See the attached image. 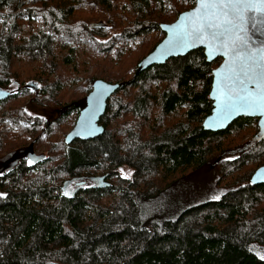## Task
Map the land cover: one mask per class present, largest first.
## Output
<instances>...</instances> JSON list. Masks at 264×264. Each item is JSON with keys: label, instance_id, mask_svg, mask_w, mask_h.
Returning a JSON list of instances; mask_svg holds the SVG:
<instances>
[{"label": "trees", "instance_id": "16d2710c", "mask_svg": "<svg viewBox=\"0 0 264 264\" xmlns=\"http://www.w3.org/2000/svg\"><path fill=\"white\" fill-rule=\"evenodd\" d=\"M194 5V0H0V12H9L0 26L1 87L14 79L26 94L32 82L39 89L34 108L55 102L68 66L84 65L72 50L61 58L55 43L78 42L81 35L96 40L95 59L113 68L101 78H84L87 86L75 94L85 96L65 107L70 110L63 117L75 114L68 126L86 106L96 80L122 82L101 118L102 135L50 142V156L32 170L16 167L0 178V264H264L250 250L264 245V184L250 183L264 165L258 120L241 117L218 132L202 125L213 108V69L222 59L208 62L199 48L136 73L139 61L164 38L160 23L171 20L172 6L175 19L169 22ZM96 6L108 9L103 18L84 11ZM27 30L29 36L23 34ZM17 52L32 76L27 82L13 65ZM51 75L56 77L50 80ZM18 97L14 93L0 104ZM9 117L12 126L0 119V152L28 137L24 110L13 109ZM47 124V135L54 133L57 128ZM233 129H251L253 135L226 148ZM124 165L135 169L132 179L120 175ZM214 165L219 199L199 201L194 176ZM105 173L112 186L87 187L86 179ZM184 190L189 195L183 197Z\"/></svg>", "mask_w": 264, "mask_h": 264}, {"label": "snow or ice", "instance_id": "6c2138e0", "mask_svg": "<svg viewBox=\"0 0 264 264\" xmlns=\"http://www.w3.org/2000/svg\"><path fill=\"white\" fill-rule=\"evenodd\" d=\"M195 3L198 7L170 30L169 45L178 52L204 46L209 56L225 58L223 69L216 73L215 124L223 126L238 113L264 117V0ZM96 104L98 108L99 99Z\"/></svg>", "mask_w": 264, "mask_h": 264}, {"label": "rangeland", "instance_id": "374dc122", "mask_svg": "<svg viewBox=\"0 0 264 264\" xmlns=\"http://www.w3.org/2000/svg\"><path fill=\"white\" fill-rule=\"evenodd\" d=\"M176 8H177L176 6H172L173 13L171 12L170 14L171 20H168L167 22L175 19L174 10ZM84 11L87 12L90 16L95 15L94 16L95 19H100V18H103V16L108 11V9L98 8V6H96L95 9H92V11L91 9L89 10L84 9ZM7 13L9 12H7L6 10H3L2 12H0V26L2 25V22H3L2 16L7 15ZM114 14L116 17H118L116 12ZM155 16L157 18L160 17L159 11L158 13L155 14ZM120 19H121L122 24L126 23L125 16L120 15ZM23 34L25 36H29L30 33L27 30V31H24ZM110 34L114 35L115 31L111 32ZM108 36L104 38H108ZM107 41L108 40H105V42ZM55 47L57 48L58 54L61 58L65 57L72 50L71 53H74L77 56V58L81 60V63H84V65L80 64L79 66L75 67L80 73L79 72L77 73L75 70H73L75 68L72 64L68 66L67 75L63 77L61 88L58 90L56 101L49 103V105L45 106L44 108H37L39 106L34 108L32 106L33 100H34L33 96L39 94L38 93L39 89L31 88L25 94V92L23 91V88H21L22 85L20 81H17L14 79L11 81L9 86L4 87L6 90L11 91V93L19 94V97L14 100L12 99L5 104H0V119L1 117H5V122L10 123L12 122V119L9 117L10 111H12L13 109H19V111L23 109L25 112V122H26L25 128L27 130L28 137H25L26 139L25 138L23 139L25 144L21 143L20 145H17L15 147L14 145L6 146L2 149V151L0 152V162L2 164H7L8 162L9 164L11 163L10 165H12L11 167H13L14 157L10 154L14 149L20 148L23 144L24 146L27 145L28 148L32 147L34 153L37 154L36 155L37 158H41V159L48 158L51 154L49 150L50 142H54V141L57 142V141L62 140V143H63V140H65L66 135L72 130V128L74 127L76 123L77 117L75 119L74 124L71 127L68 126V124L72 120H74L75 114H71L67 117H63L64 116L63 114L66 113L68 110H70V109L65 110V107L69 106L70 104H73L74 102H78L80 100V97L83 98L85 96L84 94H81V95L75 94V92L80 87H82L83 85L87 86V82L84 80V78L95 77V76H97V78H101L102 76L100 75L107 73L110 69L113 68L112 66L106 67L100 61V59L98 58L95 59L96 58L95 52L99 51L100 47L96 43V40L90 39L89 37L85 35H81L79 37L78 42H75L74 40H67V39L59 40L58 42L55 43ZM107 53L108 51L106 49H104V51L102 52V54H107ZM13 65L21 69V72L19 71L20 72L19 78L21 79V81L27 82L30 80L29 78H31L32 76L25 74L27 73V71L25 70L27 63L22 58L21 54H19L18 52L15 53L13 57ZM101 65H103L104 67ZM114 74H115L114 71L110 72V76H114ZM116 76L117 75L115 74V77ZM55 77L56 76L51 75L49 79L52 80ZM43 84L44 83H41L42 86ZM178 114L179 113H176L174 115L177 116ZM38 116H43L41 117L42 124L37 129V131H34V125H35V122H37L36 118H38ZM172 118L173 116H169L168 120H171ZM47 123L49 124L53 123L54 127L57 128L54 133H50L49 135H47L49 131V126ZM252 124L255 126L257 123L253 122ZM10 126H12V124ZM252 135L253 133L251 129L244 130V131L233 129L231 130V133L229 134L226 140V148L230 146L240 145V143L242 144L243 142L248 141L252 137ZM15 139L16 138H12L13 142H15ZM228 153H230L228 155V157L230 158H234L235 156L237 157V153L235 152H228ZM212 168L213 169L208 167L206 169L207 172L202 171V172L197 173L194 176V180H198V187L196 191L198 190L199 192L197 194L199 201L201 200L203 201L211 197L220 196V191L216 187H214L213 181H212L213 178L214 180H216V178L218 177L219 167L214 165L212 166ZM134 171L135 169L129 165H124L119 170L120 175L127 179L133 178ZM110 181L113 183L112 180ZM92 186H93L92 182L87 183L88 188ZM75 187L76 186L73 184L71 189L73 190ZM181 194L183 195V197H185L189 195V192L187 190H184L183 193ZM250 250L254 252L257 256H259L260 258L264 259V245L255 243L252 246H250Z\"/></svg>", "mask_w": 264, "mask_h": 264}, {"label": "water", "instance_id": "95a60500", "mask_svg": "<svg viewBox=\"0 0 264 264\" xmlns=\"http://www.w3.org/2000/svg\"><path fill=\"white\" fill-rule=\"evenodd\" d=\"M195 1V0H194ZM198 7L197 3L190 9H187L179 14L177 19L173 22H162L160 23V27L162 31L165 33L164 38L157 44V46L148 53L144 58H142L136 69V73H142L145 70L155 66L167 63V61L174 57L186 56L190 52L197 50L199 48L204 49L206 59L208 62H213L214 60L221 58V63L213 69V81L211 86V91L209 94V98L213 102V108L211 113L205 118L203 122V127L207 131L218 132L227 130L236 120L241 117L248 118H258L259 132L256 136L263 139L264 138V117L253 114L246 113H238L233 115L230 119H228L223 126H217L215 122L218 118L217 113V90H216V81L217 76L216 73L221 71L225 64V58L222 56H209L208 51L204 46L195 47L192 49H186L183 52H178L171 50V46L169 45V39L172 35L170 31L176 25L181 22V18L184 17L187 13L194 11ZM253 39H257L256 36H253ZM257 43L259 40L257 39ZM122 82H109L103 79H98L94 82L92 90L86 97V106L82 108L80 114L76 120V123L72 130L66 135L65 141L68 144L73 143L75 140L80 139L83 141L95 139L98 136L102 135L105 131L104 125L101 123V118L104 116L108 101L111 96L120 88ZM28 87H32L37 89V86H34L32 82L27 84ZM11 91L6 90L5 88L0 86V101L6 100L11 96ZM102 94V95H101ZM99 99V107L97 108L96 101ZM211 125V126H210ZM89 131H92V134L89 135ZM110 173H105L98 176L89 177L91 180L96 181V187L104 188L112 186V182L108 180ZM85 183V181L80 182L79 184ZM250 183L252 185H260L264 184V165L260 166L255 170L253 175L250 178Z\"/></svg>", "mask_w": 264, "mask_h": 264}, {"label": "flooded vegetation", "instance_id": "af4514ba", "mask_svg": "<svg viewBox=\"0 0 264 264\" xmlns=\"http://www.w3.org/2000/svg\"><path fill=\"white\" fill-rule=\"evenodd\" d=\"M13 94L14 93H12V95ZM26 109H27V107H26ZM256 119L258 120V118H256ZM21 123H25L26 124V122L24 120L21 121ZM36 153H38V152H36ZM10 155H12L14 157V161H13L14 164L12 163L13 164V167H11L12 166V165H10L11 163L9 164L7 162V164H2L0 162V178L4 177L5 175H9L11 173L10 171L12 169H15L16 167H19V168L24 167L23 168L24 169L23 172L32 170V168L34 166L35 167L37 166L39 160L41 159V158H37L36 157L37 154L34 153L32 147L31 148H28L27 145L21 146L20 148H17V149H14L11 152ZM88 182H92L93 183V186H95V183H96L95 181H93L91 179H86V185H87ZM1 192H2V189H1V179H0V194H1Z\"/></svg>", "mask_w": 264, "mask_h": 264}]
</instances>
